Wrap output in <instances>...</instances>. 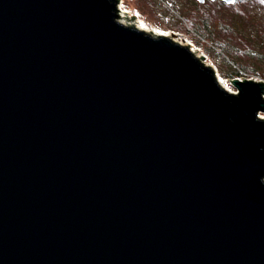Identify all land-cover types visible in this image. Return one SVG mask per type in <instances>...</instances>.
Returning <instances> with one entry per match:
<instances>
[{
  "label": "water",
  "instance_id": "obj_1",
  "mask_svg": "<svg viewBox=\"0 0 264 264\" xmlns=\"http://www.w3.org/2000/svg\"><path fill=\"white\" fill-rule=\"evenodd\" d=\"M118 1L0 0V264H264V82Z\"/></svg>",
  "mask_w": 264,
  "mask_h": 264
},
{
  "label": "rangeland",
  "instance_id": "obj_2",
  "mask_svg": "<svg viewBox=\"0 0 264 264\" xmlns=\"http://www.w3.org/2000/svg\"><path fill=\"white\" fill-rule=\"evenodd\" d=\"M189 5V8L198 11V7L191 3V0H184ZM132 8H136L143 14L145 23L151 28L164 30L171 33H177L174 35L182 43L185 44L187 41H193L197 46H199L211 59V62L215 65L217 74L222 76L221 78L230 79L228 72L235 69L238 74L237 76H251L258 75L264 78V70L262 72H253L252 70H246L241 66L242 58L234 56L232 52L223 51L217 45L214 44L213 40L202 35L197 28H195L188 19L183 15V13L176 8L169 0H127ZM261 4V5H260ZM264 4L261 2H250L242 5L243 9L250 13L251 22L245 19V14L239 13L235 7H220L219 13L225 12L228 17L224 18V22L230 24L235 30L234 31H223L222 35L226 39H229L232 43H236L243 49L244 45L242 42H238L237 37L245 43L251 45V53L254 59L264 56ZM146 7V8H144ZM204 7V6H203ZM199 7V8H203ZM210 7V8H209ZM210 3H207L204 8H213ZM203 8V9H204ZM161 13L163 15H161ZM234 21H239V26L233 23ZM219 23L220 20H217ZM218 23H216L218 25ZM221 23V22H220ZM237 28V29H236ZM218 31V27L217 30ZM239 36H238V34ZM180 34V35H179ZM232 37V38H229ZM248 37V38H247ZM237 39V40H236ZM187 40V41H186ZM241 57L247 58L246 55L242 54ZM246 62H251L250 59H245ZM241 63V64H240ZM243 65V64H242ZM264 63L262 64V66Z\"/></svg>",
  "mask_w": 264,
  "mask_h": 264
},
{
  "label": "trees",
  "instance_id": "obj_3",
  "mask_svg": "<svg viewBox=\"0 0 264 264\" xmlns=\"http://www.w3.org/2000/svg\"><path fill=\"white\" fill-rule=\"evenodd\" d=\"M169 1H171V3L183 13V15L188 19L191 25L197 28V30L202 35L212 39L214 44L217 45L219 48H221L223 51L226 50L228 52H232L235 57L238 56L242 58L241 62L243 65L241 63L240 64L243 68L250 71L252 70L253 72L256 73L262 72L264 70V65L262 66V64L264 63V56L258 57V59L257 58L254 59L251 53V45L245 43L242 40L243 38L239 39V37H237L238 40L237 39L236 40L238 42H242L245 49L239 46L236 43V41H233L234 43H232L229 39L223 37L222 35L223 31L230 32V31H234L235 29L230 24L224 22V18L228 17L229 15L226 14L225 12L220 14L219 12L221 10L218 9L220 7H225V8L235 7L238 11H240L239 13L245 14V19L247 21L251 22L250 13H247L243 9L242 5L250 2H255V3L261 2L262 4H264V0H236V2L233 4H229L221 0H216V1L207 0V3H210L211 7L214 6L210 10H208L210 7L204 8L207 3H200L197 0H191V3L198 7V11L193 10V8H189V5L187 3L185 5L184 0H169ZM199 7H203L204 9L203 8L201 9ZM217 20H220L221 23L220 22L218 23ZM216 23H218V25ZM233 23L237 24V27L239 26V21H234ZM217 27H218V31H216ZM261 34L262 36H264V33L261 32ZM242 54L246 55L247 58L251 60V62H246L245 59L247 58L241 57ZM228 74L229 77L232 78L237 76L235 74H238V72L235 69H232L231 71L228 72Z\"/></svg>",
  "mask_w": 264,
  "mask_h": 264
},
{
  "label": "built area",
  "instance_id": "obj_4",
  "mask_svg": "<svg viewBox=\"0 0 264 264\" xmlns=\"http://www.w3.org/2000/svg\"><path fill=\"white\" fill-rule=\"evenodd\" d=\"M116 7L120 10L118 11L120 17H118V20L121 22H124L126 24L129 25H136L135 21L136 20H144L143 14L140 13V11L136 8H132L129 3L127 2V0H119L116 3ZM161 15H163L161 13ZM146 22V21H145ZM149 25H151L150 23H147ZM180 35V34H179ZM187 41V40H186ZM189 46V48L198 56V57H203V62L209 66H211L212 68H214L216 75L218 76L219 74H217V70L215 65L211 62V59L209 58V56L199 47L197 46L193 41H187V44ZM232 78H239L240 80H242L243 78L245 79H252L254 81H263L264 82V78L260 77L258 75H253L251 74V76H244V75H239V76H235ZM231 79V77H230ZM230 79H225L227 85H228V89L234 93H237L236 88L234 87V85L231 83ZM262 96L264 97V93H262ZM258 116L261 118H264V111H259Z\"/></svg>",
  "mask_w": 264,
  "mask_h": 264
},
{
  "label": "bare ground",
  "instance_id": "obj_5",
  "mask_svg": "<svg viewBox=\"0 0 264 264\" xmlns=\"http://www.w3.org/2000/svg\"><path fill=\"white\" fill-rule=\"evenodd\" d=\"M135 24H136V26H137L138 28L143 29V30H145V31H148V32H150V33H152V34H154V35H157V34H163V35H166V36L171 37V38L174 39L175 41H178V42L182 43L179 39H177V38L174 36V35H176L177 33H171V32H167V31H164V30H159V29L151 28V27L148 26V25L145 23V21L142 20V19H140V20H136V21H135ZM183 44H185V43L183 42ZM186 44H187V43H186ZM198 56H199V55H198ZM221 77H222V76H220V75L217 76V78H218L220 84H221L223 87H225V88L228 89V85H227L225 79L223 80V78H221ZM228 90H229V89H228Z\"/></svg>",
  "mask_w": 264,
  "mask_h": 264
},
{
  "label": "flooded vegetation",
  "instance_id": "obj_6",
  "mask_svg": "<svg viewBox=\"0 0 264 264\" xmlns=\"http://www.w3.org/2000/svg\"><path fill=\"white\" fill-rule=\"evenodd\" d=\"M197 1H199V0H197ZM211 1H216V0H211ZM221 1H223V0H221ZM200 3H207V0H203V1H199ZM223 2H225V1H223ZM230 4V3H229ZM233 4V3H232ZM261 5V4H260ZM264 6V5H263Z\"/></svg>",
  "mask_w": 264,
  "mask_h": 264
}]
</instances>
